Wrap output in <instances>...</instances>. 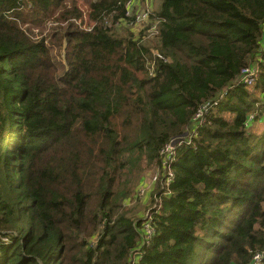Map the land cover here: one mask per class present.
<instances>
[{
  "label": "trees",
  "instance_id": "1",
  "mask_svg": "<svg viewBox=\"0 0 264 264\" xmlns=\"http://www.w3.org/2000/svg\"><path fill=\"white\" fill-rule=\"evenodd\" d=\"M77 1L0 0V264H252L264 249V129L249 130L264 120V0H158L152 39L127 0H84L91 26ZM47 24L41 37L30 27ZM249 65L254 84L232 86L178 151L133 258L142 217L122 205L125 177L141 158L159 168L162 146Z\"/></svg>",
  "mask_w": 264,
  "mask_h": 264
},
{
  "label": "built area",
  "instance_id": "2",
  "mask_svg": "<svg viewBox=\"0 0 264 264\" xmlns=\"http://www.w3.org/2000/svg\"><path fill=\"white\" fill-rule=\"evenodd\" d=\"M137 0H127V15H131L134 11V6ZM149 10L145 9L139 11L135 14L134 22H145L148 18ZM150 30H155V25L150 27ZM258 74V68L256 65H249L244 67L240 73L235 77L230 86H225L222 88L220 93L213 99L202 103L194 112L192 116L191 129L184 135L174 138L171 141L165 143L161 150V164L154 175V182H157L161 179V191H160V199L170 193V184L174 177L173 173V163L176 160V156L180 148L183 146L189 145L193 143L194 138L197 136L196 128L205 122V116L214 105H216L221 99L225 97L228 90L239 83L245 85L254 84ZM163 196V197H162ZM161 207L160 203H154L152 209H150L144 218H142L141 232H140V243L136 250L133 252V258L137 256L140 258L142 255V247L144 245H148L155 234V228L152 224L154 215L159 211ZM2 241H7V238L2 237ZM252 264H264V249L254 252L252 255Z\"/></svg>",
  "mask_w": 264,
  "mask_h": 264
},
{
  "label": "rangeland",
  "instance_id": "3",
  "mask_svg": "<svg viewBox=\"0 0 264 264\" xmlns=\"http://www.w3.org/2000/svg\"><path fill=\"white\" fill-rule=\"evenodd\" d=\"M157 4H158V0H139V2L135 3L134 6L135 9L132 15L134 16L137 12L145 9L149 10V14H150V12H152L153 8L157 6ZM77 5L78 7H80L82 11V26H86V25L91 26V22L88 19L89 10L84 0H78ZM24 26L28 27L29 25H24ZM30 27L32 28L31 30H33L35 34H38V37L46 36L50 34V24H47L45 26V29L42 31L41 35H39L38 33L39 30L37 28L32 26ZM132 28L137 33L138 32L140 33L143 30V33L146 36L144 39H152L155 33V31L150 30V27H148L147 20L143 23L134 22L132 24ZM48 37L49 36H47V41L49 42L50 39ZM52 53L58 59L63 53V48L62 47L60 48L58 46L54 47ZM263 126H264V120L258 121L256 123H253L252 126L249 127V130H256L260 132L264 129ZM154 168L155 167L152 168L148 167L145 161L141 158L135 163V166H133L132 174H128L124 179L123 186L126 190H129V194L127 195L128 198L126 199V201L122 202V205L124 208H127L126 213L134 220H136L138 217L144 218L146 216V213L150 209H152L154 203H160L161 201V206H162V200L159 198L161 194L157 193L158 187L155 185L156 182H154L155 181L154 175L155 172L157 171L154 170ZM136 258L139 259L138 256ZM137 259H135L134 262H136Z\"/></svg>",
  "mask_w": 264,
  "mask_h": 264
},
{
  "label": "crops",
  "instance_id": "4",
  "mask_svg": "<svg viewBox=\"0 0 264 264\" xmlns=\"http://www.w3.org/2000/svg\"><path fill=\"white\" fill-rule=\"evenodd\" d=\"M139 2V0L136 1V3Z\"/></svg>",
  "mask_w": 264,
  "mask_h": 264
}]
</instances>
